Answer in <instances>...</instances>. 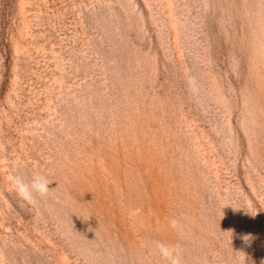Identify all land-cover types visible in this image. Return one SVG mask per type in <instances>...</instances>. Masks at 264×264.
I'll use <instances>...</instances> for the list:
<instances>
[{
  "label": "rangeland",
  "instance_id": "374dc122",
  "mask_svg": "<svg viewBox=\"0 0 264 264\" xmlns=\"http://www.w3.org/2000/svg\"><path fill=\"white\" fill-rule=\"evenodd\" d=\"M156 241L264 264V0H0V264Z\"/></svg>",
  "mask_w": 264,
  "mask_h": 264
},
{
  "label": "clouds",
  "instance_id": "9594fccd",
  "mask_svg": "<svg viewBox=\"0 0 264 264\" xmlns=\"http://www.w3.org/2000/svg\"><path fill=\"white\" fill-rule=\"evenodd\" d=\"M49 182L42 175L35 176L30 182H21L18 185V195L28 201L32 202L36 196L41 198L46 197L49 190ZM141 209H135L132 215H137ZM170 226L177 227V221L171 220ZM247 239V237H245ZM155 250L163 264H182V252L178 245H169L161 241L155 242Z\"/></svg>",
  "mask_w": 264,
  "mask_h": 264
}]
</instances>
